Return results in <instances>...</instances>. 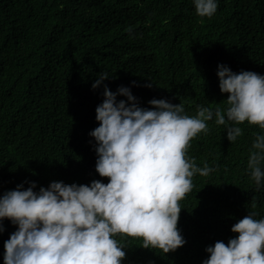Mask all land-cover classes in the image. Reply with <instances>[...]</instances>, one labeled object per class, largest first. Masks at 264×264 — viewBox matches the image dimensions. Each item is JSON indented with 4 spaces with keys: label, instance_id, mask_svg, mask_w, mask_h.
Returning a JSON list of instances; mask_svg holds the SVG:
<instances>
[{
    "label": "trees",
    "instance_id": "1",
    "mask_svg": "<svg viewBox=\"0 0 264 264\" xmlns=\"http://www.w3.org/2000/svg\"><path fill=\"white\" fill-rule=\"evenodd\" d=\"M220 64L264 75V0H218L211 17L199 16L193 0H0V197L33 181L36 192L53 181L108 183L96 169L98 142L90 135L100 123L104 85L113 92L128 86L141 107L166 98L196 115L198 105L228 107ZM105 71L109 78L94 89ZM208 125L187 149L213 171L196 173L178 201L186 243L164 253L117 234L125 244L122 264H202L209 245L238 236L232 226L239 219L264 218V186L248 168L264 129L244 122L231 141L227 125L215 118ZM3 223L0 264L19 227L10 218Z\"/></svg>",
    "mask_w": 264,
    "mask_h": 264
},
{
    "label": "clouds",
    "instance_id": "2",
    "mask_svg": "<svg viewBox=\"0 0 264 264\" xmlns=\"http://www.w3.org/2000/svg\"><path fill=\"white\" fill-rule=\"evenodd\" d=\"M193 3L201 17L218 9V0ZM98 76L94 89L109 78L106 71ZM218 76L221 90L230 94L228 107L198 105L196 115L166 98L151 99L152 108L141 107L128 86L113 92L105 84V99L96 109L100 123L90 135L98 142L96 169L110 178L108 183L53 181L36 192L33 181L27 189L21 184L7 191L0 197V231L5 218L19 227L5 241V264H122L125 244L117 234L140 237L143 247L164 253L183 246L178 201L194 187L196 173L213 171L188 156L191 139L209 131L213 118L228 126L231 141L242 135L244 122L264 129V75L220 64ZM118 95L127 100L118 101ZM262 162L264 133H257L248 168L258 187L264 186ZM232 231L238 236L209 245L210 256L202 264H264V218L249 213Z\"/></svg>",
    "mask_w": 264,
    "mask_h": 264
}]
</instances>
